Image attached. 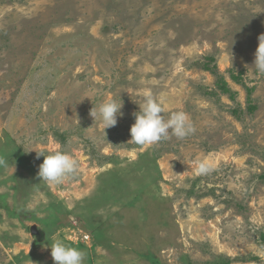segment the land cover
Returning <instances> with one entry per match:
<instances>
[{"label":"rangeland","instance_id":"374dc122","mask_svg":"<svg viewBox=\"0 0 264 264\" xmlns=\"http://www.w3.org/2000/svg\"><path fill=\"white\" fill-rule=\"evenodd\" d=\"M262 34L264 0H0V264H54L55 240L84 264H264ZM146 95L195 132L129 143ZM56 151L79 166L60 184L38 176Z\"/></svg>","mask_w":264,"mask_h":264},{"label":"clouds","instance_id":"9594fccd","mask_svg":"<svg viewBox=\"0 0 264 264\" xmlns=\"http://www.w3.org/2000/svg\"><path fill=\"white\" fill-rule=\"evenodd\" d=\"M259 46L255 53L254 68L258 73H264V34L259 36ZM140 111L134 113L135 123L130 129L131 140L129 143L145 146L160 142L162 139L176 137L184 139L195 132V128L188 115L183 111L173 112L167 119L163 115L164 108L162 102L152 96L140 98ZM123 103H117L115 99L94 106L90 115L96 121L102 122L105 130L117 125L118 117L123 116L121 111ZM43 163L39 166L38 176L42 181L60 184L66 179L76 175L78 163L65 151H56L44 155ZM2 163V161H0ZM195 171L204 174L210 171L209 166L204 161L196 162ZM51 256L54 264H84L86 253L68 246L62 240H55L51 244Z\"/></svg>","mask_w":264,"mask_h":264},{"label":"water","instance_id":"95a60500","mask_svg":"<svg viewBox=\"0 0 264 264\" xmlns=\"http://www.w3.org/2000/svg\"><path fill=\"white\" fill-rule=\"evenodd\" d=\"M34 232H36V230L34 229Z\"/></svg>","mask_w":264,"mask_h":264}]
</instances>
